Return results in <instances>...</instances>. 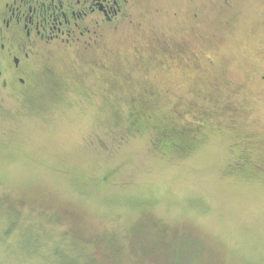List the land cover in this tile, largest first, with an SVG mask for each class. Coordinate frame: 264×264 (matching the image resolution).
<instances>
[{"label":"rangeland","instance_id":"1","mask_svg":"<svg viewBox=\"0 0 264 264\" xmlns=\"http://www.w3.org/2000/svg\"><path fill=\"white\" fill-rule=\"evenodd\" d=\"M104 42L0 95V264H264V0H139Z\"/></svg>","mask_w":264,"mask_h":264},{"label":"flooded vegetation","instance_id":"2","mask_svg":"<svg viewBox=\"0 0 264 264\" xmlns=\"http://www.w3.org/2000/svg\"><path fill=\"white\" fill-rule=\"evenodd\" d=\"M139 0H3L0 12V95L30 93L40 47H69L86 57L99 52L106 29L132 23ZM79 57V58H82ZM98 57V55H96ZM99 65V63H95ZM95 69V68H92ZM56 71L52 83L60 84ZM28 91V92H27Z\"/></svg>","mask_w":264,"mask_h":264},{"label":"trees","instance_id":"3","mask_svg":"<svg viewBox=\"0 0 264 264\" xmlns=\"http://www.w3.org/2000/svg\"><path fill=\"white\" fill-rule=\"evenodd\" d=\"M181 54L182 53L179 52L177 55ZM148 96L152 98L150 93H148ZM140 103H142L141 109H143L145 105L149 104L147 101H140ZM168 125L170 124L167 123V121H161V123H157V133L160 134L158 135V142L168 147V150H171L172 153L186 154L195 150L196 147L199 146L198 137H195V135L189 137L187 135V133L191 132L190 127L186 131V128H178L176 122L174 123L176 127L174 125H170L171 127H169Z\"/></svg>","mask_w":264,"mask_h":264}]
</instances>
